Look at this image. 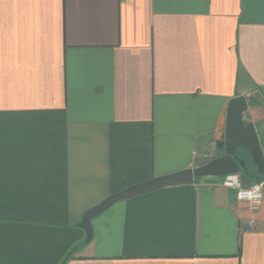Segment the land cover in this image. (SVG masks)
<instances>
[{
    "label": "crops",
    "instance_id": "obj_1",
    "mask_svg": "<svg viewBox=\"0 0 264 264\" xmlns=\"http://www.w3.org/2000/svg\"><path fill=\"white\" fill-rule=\"evenodd\" d=\"M239 95L264 153V0H0V264H264L245 149L80 225L216 157Z\"/></svg>",
    "mask_w": 264,
    "mask_h": 264
},
{
    "label": "water",
    "instance_id": "obj_2",
    "mask_svg": "<svg viewBox=\"0 0 264 264\" xmlns=\"http://www.w3.org/2000/svg\"><path fill=\"white\" fill-rule=\"evenodd\" d=\"M248 107L244 95L232 98L227 107L225 139L218 144L216 157L207 163L196 167L187 168L172 174L154 177L148 181L131 185L118 191L102 202L88 209L80 225L87 233V239L92 237V218L114 202L143 194L164 186L180 183H193L197 177H225L238 172L242 166L236 158L241 149L249 152L258 172L264 175V153L253 122L246 123L244 112Z\"/></svg>",
    "mask_w": 264,
    "mask_h": 264
},
{
    "label": "built area",
    "instance_id": "obj_3",
    "mask_svg": "<svg viewBox=\"0 0 264 264\" xmlns=\"http://www.w3.org/2000/svg\"><path fill=\"white\" fill-rule=\"evenodd\" d=\"M263 197L264 181H254L249 186L238 188L237 198L248 202L252 209L258 208V205Z\"/></svg>",
    "mask_w": 264,
    "mask_h": 264
},
{
    "label": "clouds",
    "instance_id": "obj_4",
    "mask_svg": "<svg viewBox=\"0 0 264 264\" xmlns=\"http://www.w3.org/2000/svg\"><path fill=\"white\" fill-rule=\"evenodd\" d=\"M229 180H231L235 185H237V186L239 185V178L237 176L232 175L229 177Z\"/></svg>",
    "mask_w": 264,
    "mask_h": 264
}]
</instances>
